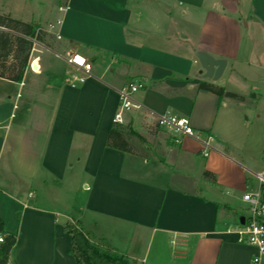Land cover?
<instances>
[{
  "label": "crops",
  "instance_id": "crops-1",
  "mask_svg": "<svg viewBox=\"0 0 264 264\" xmlns=\"http://www.w3.org/2000/svg\"><path fill=\"white\" fill-rule=\"evenodd\" d=\"M33 16L19 19L43 39L32 38L22 81L0 77L15 86L0 97V216L17 235L8 264H78L73 222L139 264H264L237 233L251 171L264 168V0H55ZM196 49L227 60L219 80L197 75ZM71 52L92 62L83 82ZM131 81L144 82L135 97L149 108L212 134L209 155L192 137L173 143L142 109L117 122L132 151L109 145L117 89Z\"/></svg>",
  "mask_w": 264,
  "mask_h": 264
},
{
  "label": "trees",
  "instance_id": "trees-1",
  "mask_svg": "<svg viewBox=\"0 0 264 264\" xmlns=\"http://www.w3.org/2000/svg\"><path fill=\"white\" fill-rule=\"evenodd\" d=\"M0 59L12 58L13 62L0 63V77L12 81H22L25 71L29 66V59L33 48L32 38L42 40V32L38 24L25 22L10 15H0ZM199 88L210 90L220 97H238L231 91H226L224 87L217 86L211 82L202 80ZM128 130L115 122L110 130L108 144L126 151H132L126 139ZM207 179L215 180V174L205 171ZM65 230L71 235V253L76 257L78 264H139L135 258H130L123 253H119L107 248L104 245L95 243L88 234L80 227V222L66 223ZM0 264H8L13 248L17 243V235L8 232L5 228V221L0 216Z\"/></svg>",
  "mask_w": 264,
  "mask_h": 264
},
{
  "label": "built area",
  "instance_id": "built-area-1",
  "mask_svg": "<svg viewBox=\"0 0 264 264\" xmlns=\"http://www.w3.org/2000/svg\"><path fill=\"white\" fill-rule=\"evenodd\" d=\"M64 9V7H60ZM61 21L58 20L57 23ZM53 27V24H50ZM61 37L60 34H57ZM67 61L78 71L82 72L81 75H75L74 79L78 82L85 81L86 75L92 70V62L86 56L79 52H71L67 56ZM36 70V69H33ZM24 83L21 82V85ZM144 86L142 81H131L124 86L117 89L119 95V110L114 116L115 122L124 121V112L129 109H142L145 112L146 121L149 124H154L158 127L165 129L170 139L175 144H180L185 136H189L199 141L203 146V154L209 155L210 151L214 149L212 144L213 135L202 132L194 127L190 118L181 116L171 110L162 112L153 110L136 99L135 93ZM21 94L18 92L17 96ZM17 103H14L13 108H17ZM15 116L11 114V118ZM6 129L10 128L9 124L4 125ZM251 174L257 178L258 186H249L242 194V201L247 215L244 222L237 230L239 235L238 241L244 244H249L257 248V254L253 261L259 263L264 255V168L259 171H251ZM29 196H32L30 193ZM20 203H24L19 199ZM0 241L3 238L0 237Z\"/></svg>",
  "mask_w": 264,
  "mask_h": 264
},
{
  "label": "rangeland",
  "instance_id": "rangeland-1",
  "mask_svg": "<svg viewBox=\"0 0 264 264\" xmlns=\"http://www.w3.org/2000/svg\"><path fill=\"white\" fill-rule=\"evenodd\" d=\"M55 0H0V15H10L13 18L19 19L22 16L23 17H30L31 15H34L33 19H37L40 16L38 14H42L46 11L47 7L54 3ZM63 1V0H61ZM209 7V2L207 3V6L201 10L200 12L204 13L207 11V8ZM181 8L182 6H178L174 8V11H172L174 18L180 19L181 18ZM217 8V7H216ZM35 23V22H34ZM50 24H53L50 22L47 26L51 27ZM4 27L0 26V29H3ZM44 31H42L43 33ZM47 37V36H45ZM7 62L9 65L13 62L12 58L4 59L1 57L0 63ZM15 86L10 81L0 78V97L3 94L9 93L11 95L15 94ZM134 143L138 147L139 141L134 138ZM139 148V147H138ZM3 200H7L8 197L6 195H2Z\"/></svg>",
  "mask_w": 264,
  "mask_h": 264
},
{
  "label": "water",
  "instance_id": "water-1",
  "mask_svg": "<svg viewBox=\"0 0 264 264\" xmlns=\"http://www.w3.org/2000/svg\"><path fill=\"white\" fill-rule=\"evenodd\" d=\"M195 54L201 66L197 75L200 78L210 79L212 81L219 80L225 71L227 60L225 58H217L202 49H196ZM33 68H36V65Z\"/></svg>",
  "mask_w": 264,
  "mask_h": 264
}]
</instances>
